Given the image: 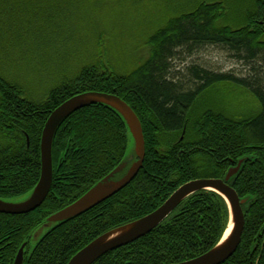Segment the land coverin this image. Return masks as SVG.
I'll use <instances>...</instances> for the list:
<instances>
[{
  "label": "trees",
  "instance_id": "1",
  "mask_svg": "<svg viewBox=\"0 0 264 264\" xmlns=\"http://www.w3.org/2000/svg\"><path fill=\"white\" fill-rule=\"evenodd\" d=\"M79 2L0 0V55L5 58L12 49L28 46L41 32L32 29L34 24L47 31L58 28L57 19L64 26L69 22L64 18ZM104 2L86 0L94 14L103 12ZM121 2L142 8L146 0ZM162 4L166 18L159 26L143 24L137 38L142 46L124 71L115 69L99 44L98 54L73 80L34 100L0 68V200L18 201L31 193L40 177L44 124L53 110L76 95L96 92L119 97L137 116L145 146L142 169L126 188L87 213L53 225L28 249L32 232L133 153L127 125L114 110L94 105L68 117L53 140L52 184L43 204L26 215L0 214V264H14L22 245V264H67L100 235L155 211L185 183L224 179L239 161L240 169L229 185L240 200H247L244 230L236 252L224 264H264V0H166ZM202 46L222 47L233 60L256 64L257 76L244 79L192 67L187 71L190 89L183 90L172 62L181 52ZM222 88L247 93L257 112H231L216 100L203 113L193 114V106L204 94ZM228 218L227 206L218 195L196 193L150 234L94 264L191 260L220 241Z\"/></svg>",
  "mask_w": 264,
  "mask_h": 264
},
{
  "label": "rangeland",
  "instance_id": "2",
  "mask_svg": "<svg viewBox=\"0 0 264 264\" xmlns=\"http://www.w3.org/2000/svg\"><path fill=\"white\" fill-rule=\"evenodd\" d=\"M80 1L82 4L79 2L75 5L79 8L74 6L64 18V22L69 21L64 26L61 23L63 21L59 22L57 19L54 21L58 22V28L51 27L47 31L40 30V27L34 24L32 29L41 32L36 33L28 46L12 49L5 58L0 55V68H4V74L21 86L28 97L41 100L52 88L73 80L86 61L98 54L99 44L111 56L115 69L121 67L120 71H124L136 58L137 50L142 46L137 38L140 37L139 32L143 24L152 22L153 26H159L166 18L162 11V2L166 0H146L142 8L126 7L122 0H105L102 6L106 8L102 13L96 14L91 11V5L86 4V0ZM89 1L93 3V0ZM46 3L49 6L50 3ZM253 5L254 3L251 8ZM36 6L39 7L37 4ZM87 8L91 13L87 12L89 14L84 16V11H89ZM101 33L104 34L103 38L99 37ZM1 49L0 43V51ZM178 57L180 58L172 62V70L179 73L176 77L181 80L183 90L190 89L191 77L187 71L192 67L213 73L232 74L244 79L257 76L256 64L249 65L244 61L233 60L222 47H195L191 51L187 49L181 52ZM218 90L216 93L210 90L204 94L200 102L193 106V114L203 113L208 109V104L216 100L231 112H257L255 101L244 91L228 88ZM25 198L18 200L23 201ZM52 227L53 224H45L32 232L29 239L30 248H33Z\"/></svg>",
  "mask_w": 264,
  "mask_h": 264
},
{
  "label": "water",
  "instance_id": "3",
  "mask_svg": "<svg viewBox=\"0 0 264 264\" xmlns=\"http://www.w3.org/2000/svg\"><path fill=\"white\" fill-rule=\"evenodd\" d=\"M94 105L108 107L122 117L133 140V153L81 198L51 215L46 224L55 225L83 215L112 198L134 180L142 169L145 157L144 138L137 116L124 101L115 95L96 92L82 93L66 100L49 114L40 138L39 180L23 201L0 200V214L26 215L43 204L52 184V145L58 128L72 114ZM241 164L242 161H239L235 168L229 169L224 179H200L185 183L155 211L100 235L78 251L67 264H94L104 255L142 239L159 227L186 199L204 191L218 195L225 202L229 217L227 228L220 241L209 251L177 264H224L236 252L244 230L242 208L247 200H240L235 190L229 185L231 178L238 173ZM24 248L25 245L20 247L14 264H22Z\"/></svg>",
  "mask_w": 264,
  "mask_h": 264
},
{
  "label": "flooded vegetation",
  "instance_id": "4",
  "mask_svg": "<svg viewBox=\"0 0 264 264\" xmlns=\"http://www.w3.org/2000/svg\"><path fill=\"white\" fill-rule=\"evenodd\" d=\"M28 243H29V241H28ZM29 245V244H28ZM28 249H30V246H29V248Z\"/></svg>",
  "mask_w": 264,
  "mask_h": 264
}]
</instances>
